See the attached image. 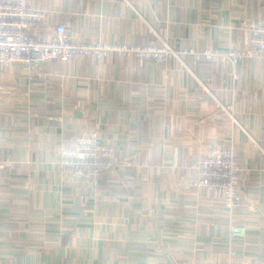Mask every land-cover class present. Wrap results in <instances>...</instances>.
<instances>
[{
	"label": "crops",
	"instance_id": "1",
	"mask_svg": "<svg viewBox=\"0 0 264 264\" xmlns=\"http://www.w3.org/2000/svg\"><path fill=\"white\" fill-rule=\"evenodd\" d=\"M29 2L44 13L38 41L62 24L86 42L244 49L264 23V0ZM185 62L0 68V264H264V61ZM94 129L115 166L92 184L57 162L62 142ZM230 144L243 198L232 214L194 185L199 159Z\"/></svg>",
	"mask_w": 264,
	"mask_h": 264
},
{
	"label": "built area",
	"instance_id": "2",
	"mask_svg": "<svg viewBox=\"0 0 264 264\" xmlns=\"http://www.w3.org/2000/svg\"><path fill=\"white\" fill-rule=\"evenodd\" d=\"M43 18L44 13L32 7L29 0H0V68L7 69L15 63H26L29 66V77L37 78L43 75L42 63L57 60L68 62L77 56L132 57L160 64L176 58L185 65V58L190 57L194 62H220L233 68L243 59L264 61V23L261 22L249 24L247 48L198 50L183 47L177 50L168 42L145 45L136 42L75 40L67 34L62 24L56 27L51 39L38 41L29 35V31L38 28ZM233 77L237 78V75ZM59 150L57 165L76 180L95 184L115 166L114 146L102 142L99 129L76 135L72 145L62 142ZM194 167V185L198 189L220 199L231 214L241 207L242 169L232 144L208 149ZM230 233L233 237H244L246 227L232 221ZM230 255L234 256L235 252L231 250Z\"/></svg>",
	"mask_w": 264,
	"mask_h": 264
}]
</instances>
